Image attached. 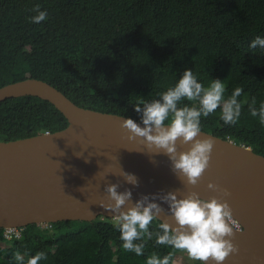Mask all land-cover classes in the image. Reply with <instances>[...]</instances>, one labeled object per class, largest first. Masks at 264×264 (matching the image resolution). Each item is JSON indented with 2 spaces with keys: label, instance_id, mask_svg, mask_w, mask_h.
Returning a JSON list of instances; mask_svg holds the SVG:
<instances>
[{
  "label": "trees",
  "instance_id": "16d2710c",
  "mask_svg": "<svg viewBox=\"0 0 264 264\" xmlns=\"http://www.w3.org/2000/svg\"><path fill=\"white\" fill-rule=\"evenodd\" d=\"M35 5L47 20L30 22L38 14ZM256 37L264 38V0H0V85L39 78L80 106L142 121L134 105L160 99L191 69L205 86L222 80L225 98L243 89L236 125L225 124L218 108L201 117V129L264 155V125L248 107L253 98L256 108L264 102V49L249 47ZM184 105L196 106L186 99L178 106ZM66 122L38 96L0 100L2 140L53 131ZM160 223L155 219L149 230L160 231ZM113 225L114 219L100 215L56 220L44 236L28 223L12 239L0 227V264H16V253L27 260L41 251L51 255L49 264H146L150 255L179 252L157 245L155 235L143 241V255L126 252ZM61 237L66 247H59Z\"/></svg>",
  "mask_w": 264,
  "mask_h": 264
},
{
  "label": "water",
  "instance_id": "95a60500",
  "mask_svg": "<svg viewBox=\"0 0 264 264\" xmlns=\"http://www.w3.org/2000/svg\"><path fill=\"white\" fill-rule=\"evenodd\" d=\"M18 95L46 99L67 122L53 131L0 139V227L110 217L115 213L100 205L108 202L109 184H118V192L131 190L133 202L143 195L155 196L163 208L157 219L174 225L168 204L159 196L177 191L180 198L190 190L205 199L219 196L207 188L212 181L231 192L226 199L242 231L233 241L239 253L223 264H264V155L201 129L198 138L211 137L215 145L210 166L192 188L172 171L167 155L150 154L140 138L128 139L121 122L131 117L80 106L50 83L31 76L0 85V100ZM133 120L143 127L142 121ZM177 147L186 151L190 145L178 142ZM122 170L134 174L138 185L128 183Z\"/></svg>",
  "mask_w": 264,
  "mask_h": 264
},
{
  "label": "clouds",
  "instance_id": "9594fccd",
  "mask_svg": "<svg viewBox=\"0 0 264 264\" xmlns=\"http://www.w3.org/2000/svg\"><path fill=\"white\" fill-rule=\"evenodd\" d=\"M33 11L37 15L30 17V22L40 23L48 19L46 11H40L35 5ZM249 47L264 49V38L256 37ZM225 84L220 79H212L208 86L198 82L191 69H185L174 86L160 94V99L152 102L140 101L134 105L135 111L141 113L143 127L133 119H122L121 127L127 131L129 140L140 138L149 149V153H163L171 161L172 171L186 186L194 188L199 184L205 171L210 166L211 153L215 140L211 137L198 138L201 132V117H208L218 108L220 118L228 125L239 122L242 102L238 99L243 93L236 87L230 96L225 98ZM195 102L196 106H178L184 100ZM255 99L249 104L251 116L257 117L264 125V102L256 108ZM190 145L186 151H178L177 144ZM124 179L138 185L134 174L122 170ZM118 184L105 187L108 202L100 205L112 213L114 227L119 231L122 248L126 252L143 255L146 239L155 235L157 245L171 247L183 252L191 261L199 264H223L231 255L239 253L234 238L240 230V224L234 219L233 210L227 197L231 196L228 188L209 181L207 188L220 193L219 196L202 198L194 190L178 198L177 191L168 192L159 199L168 204V211L174 225L163 220L158 227L160 231H150L152 222L160 218L163 208L147 195L135 202L132 201L131 190L118 192ZM125 206H127L125 210ZM137 241H141L137 243ZM46 254L37 252L27 260L20 253L14 254L16 264H39L46 259ZM146 264H176L173 253L153 254L147 257Z\"/></svg>",
  "mask_w": 264,
  "mask_h": 264
},
{
  "label": "rangeland",
  "instance_id": "374dc122",
  "mask_svg": "<svg viewBox=\"0 0 264 264\" xmlns=\"http://www.w3.org/2000/svg\"><path fill=\"white\" fill-rule=\"evenodd\" d=\"M36 226L38 229L41 230L42 235H49L50 232H52L53 228H52V222H37ZM64 239L63 237H61L59 239V244L62 242L61 245H59V247H66L68 244V242H63ZM1 245H4L3 243H1ZM58 249V246H54L53 248H50V251H52L53 253L56 252ZM46 259L41 260L39 262V264H49L52 261V257L50 254H46ZM173 260H175L176 264H196V261H191L187 258L186 254L183 252H177L176 254H174L173 256Z\"/></svg>",
  "mask_w": 264,
  "mask_h": 264
},
{
  "label": "built area",
  "instance_id": "2783aa9c",
  "mask_svg": "<svg viewBox=\"0 0 264 264\" xmlns=\"http://www.w3.org/2000/svg\"><path fill=\"white\" fill-rule=\"evenodd\" d=\"M101 217H103L104 215H100ZM110 219H114L113 216L109 217ZM2 236L5 239H12V238H16L20 235V229L21 227H2Z\"/></svg>",
  "mask_w": 264,
  "mask_h": 264
}]
</instances>
